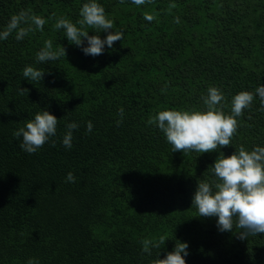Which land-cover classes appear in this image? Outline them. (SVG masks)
I'll return each instance as SVG.
<instances>
[{
    "label": "trees",
    "instance_id": "1",
    "mask_svg": "<svg viewBox=\"0 0 264 264\" xmlns=\"http://www.w3.org/2000/svg\"><path fill=\"white\" fill-rule=\"evenodd\" d=\"M85 2L0 0V30L20 11L48 21L23 40H0V264H154L178 241L189 244L186 264H264V233L241 239L235 224L220 232L218 218L193 204L221 151L264 146L259 96L237 118L232 143L210 152H172L148 123L163 109L204 107L211 86L230 113L235 94L264 85V0H99L124 38L95 57L54 27L61 16L80 19ZM48 39L66 55L37 63ZM28 65L44 70L41 82L23 77ZM42 109L58 118L57 134L29 154L14 132ZM72 121L80 126L67 149ZM161 236L164 244L143 251Z\"/></svg>",
    "mask_w": 264,
    "mask_h": 264
},
{
    "label": "clouds",
    "instance_id": "2",
    "mask_svg": "<svg viewBox=\"0 0 264 264\" xmlns=\"http://www.w3.org/2000/svg\"><path fill=\"white\" fill-rule=\"evenodd\" d=\"M146 0H132L136 5H143ZM80 19L73 22L69 18L61 16L56 19L55 29L62 30L64 36L81 48L85 55L98 56L105 51V46L112 48L114 42L124 38L123 31L114 30V21L110 19L105 8L99 0H87L80 9ZM151 21L153 16L146 17ZM47 19L42 16L20 11L13 14L6 27L0 30V40L7 39L15 32L16 40H23L30 32L37 29L43 31ZM179 23V19H176ZM89 29H93L94 35H89ZM106 32L105 38L100 33ZM65 48H54L53 41L48 39L36 54L37 63L56 61L64 56ZM23 77L33 82H41L44 78V70L28 65L23 69ZM25 89H20L23 94ZM259 96L264 103V85L256 88L255 92L240 91L231 99V111H224V92L211 86L207 94L202 98V108H170L160 110L152 116L148 123L156 125L165 135L168 143L172 145V152L183 150L197 153L210 152L228 146L238 129V117L249 108L254 96ZM121 123L124 109L119 110ZM58 118L47 109L37 112L33 119L24 127L14 132L18 139L22 137L20 147L23 151L34 154L44 144L57 134ZM76 121L66 125V132L62 138L65 148L73 147V131L79 128ZM93 123L87 122V131L93 130ZM213 178L198 182L193 196V204L202 217H217V228L220 232L231 231L235 226L239 227V237L246 239L252 235L264 233V146L256 145L251 150L241 145L230 156H225L221 151L219 158L211 168ZM76 176L69 172L66 182H75ZM165 237L161 236L159 242L153 244L150 240L144 241L143 251L150 254L152 247H159L165 243ZM189 244L177 242L174 249L159 258L154 264H186L189 255ZM27 264H38L34 258H30Z\"/></svg>",
    "mask_w": 264,
    "mask_h": 264
}]
</instances>
